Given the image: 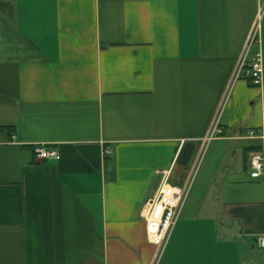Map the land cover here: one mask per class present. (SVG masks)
<instances>
[{"label": "crops", "instance_id": "0c3cea01", "mask_svg": "<svg viewBox=\"0 0 264 264\" xmlns=\"http://www.w3.org/2000/svg\"><path fill=\"white\" fill-rule=\"evenodd\" d=\"M263 3L0 0V264H264V71L235 78ZM216 124L156 261L142 209Z\"/></svg>", "mask_w": 264, "mask_h": 264}, {"label": "built area", "instance_id": "2783aa9c", "mask_svg": "<svg viewBox=\"0 0 264 264\" xmlns=\"http://www.w3.org/2000/svg\"><path fill=\"white\" fill-rule=\"evenodd\" d=\"M264 14V3L259 9L258 18L251 30L241 60L238 64L235 78H245L253 86H261L263 82V53L260 48L253 51V47L260 43L261 19ZM218 125L204 140V144L195 157L190 175L182 185L174 184L171 175L166 174L159 185L154 198L148 200L142 209V216L146 221L149 241L156 247V261L165 251L174 228L182 214L190 195L195 176L202 164L206 148L214 138ZM256 130L247 131L248 136H255ZM35 156L40 160H58L61 157L59 150L47 143L32 145ZM109 152V150L107 151ZM251 177L260 178L264 174V149L255 151L249 159Z\"/></svg>", "mask_w": 264, "mask_h": 264}, {"label": "water", "instance_id": "95a60500", "mask_svg": "<svg viewBox=\"0 0 264 264\" xmlns=\"http://www.w3.org/2000/svg\"><path fill=\"white\" fill-rule=\"evenodd\" d=\"M195 148H196V144L194 142L192 141L186 142L177 160L178 164L182 166H187L193 157Z\"/></svg>", "mask_w": 264, "mask_h": 264}, {"label": "trees", "instance_id": "16d2710c", "mask_svg": "<svg viewBox=\"0 0 264 264\" xmlns=\"http://www.w3.org/2000/svg\"><path fill=\"white\" fill-rule=\"evenodd\" d=\"M190 164V163H189ZM189 164L187 166H184L185 168H188Z\"/></svg>", "mask_w": 264, "mask_h": 264}, {"label": "rangeland", "instance_id": "374dc122", "mask_svg": "<svg viewBox=\"0 0 264 264\" xmlns=\"http://www.w3.org/2000/svg\"><path fill=\"white\" fill-rule=\"evenodd\" d=\"M191 161H192V159H191ZM191 161H190V162H191ZM173 177H175V176H173Z\"/></svg>", "mask_w": 264, "mask_h": 264}]
</instances>
